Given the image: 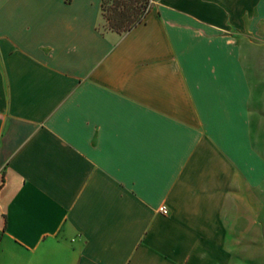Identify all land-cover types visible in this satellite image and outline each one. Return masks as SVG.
<instances>
[{
	"label": "crops",
	"instance_id": "obj_1",
	"mask_svg": "<svg viewBox=\"0 0 264 264\" xmlns=\"http://www.w3.org/2000/svg\"><path fill=\"white\" fill-rule=\"evenodd\" d=\"M99 5L0 0V264H255L264 0Z\"/></svg>",
	"mask_w": 264,
	"mask_h": 264
},
{
	"label": "trees",
	"instance_id": "obj_2",
	"mask_svg": "<svg viewBox=\"0 0 264 264\" xmlns=\"http://www.w3.org/2000/svg\"><path fill=\"white\" fill-rule=\"evenodd\" d=\"M106 0H102L101 2V12L102 14L107 12L105 5ZM140 3V8L137 5ZM123 4V10H117V6ZM147 2L144 3L142 0H112V8H110V12L112 13V19L116 21L114 22V26L117 33H124L132 29L137 24L141 23L144 16L150 9V6L147 7ZM140 10L142 12H140Z\"/></svg>",
	"mask_w": 264,
	"mask_h": 264
},
{
	"label": "rangeland",
	"instance_id": "obj_3",
	"mask_svg": "<svg viewBox=\"0 0 264 264\" xmlns=\"http://www.w3.org/2000/svg\"><path fill=\"white\" fill-rule=\"evenodd\" d=\"M142 1H144V3L145 2H147L148 4H147V7L148 6H152V3H150V0H142ZM101 2H102V0H100V7H99V9H100V21H99V24H98V27L100 28V30H102V31H108V30H110V31H116V29L115 28H112V26L113 27H115L114 26V22L116 23V21L115 20H113L112 19V13L110 12V8H112V0H106V3H105V5L107 6L106 8H108L107 9V12L106 13H104V14H102V12H101ZM138 6H139V9H141L142 10V8H140V3H138L137 4ZM124 8H123V4H121V5H118L117 6V10H123ZM140 10V12H142ZM256 260H255V264H264V256L263 257H259V258H255ZM260 260V261H259Z\"/></svg>",
	"mask_w": 264,
	"mask_h": 264
},
{
	"label": "built area",
	"instance_id": "obj_4",
	"mask_svg": "<svg viewBox=\"0 0 264 264\" xmlns=\"http://www.w3.org/2000/svg\"><path fill=\"white\" fill-rule=\"evenodd\" d=\"M150 3H152V0H150ZM159 212H160L161 214H163V215H167V214H168V210H167V208H166L165 206H161V207L159 208Z\"/></svg>",
	"mask_w": 264,
	"mask_h": 264
}]
</instances>
